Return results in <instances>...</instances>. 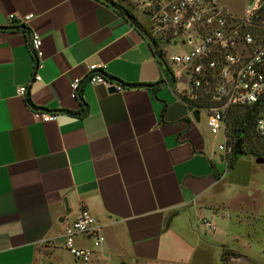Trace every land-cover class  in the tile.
I'll return each instance as SVG.
<instances>
[{
	"label": "crops",
	"instance_id": "obj_1",
	"mask_svg": "<svg viewBox=\"0 0 264 264\" xmlns=\"http://www.w3.org/2000/svg\"><path fill=\"white\" fill-rule=\"evenodd\" d=\"M113 1L140 27L104 0H0V264H65L62 230L82 207L105 236L88 264H252L228 241L245 218L229 206L239 154L225 158L206 112L195 120L182 100L180 69L159 61L134 7ZM10 14L32 18L10 25ZM90 64L124 90L88 83Z\"/></svg>",
	"mask_w": 264,
	"mask_h": 264
},
{
	"label": "built area",
	"instance_id": "obj_2",
	"mask_svg": "<svg viewBox=\"0 0 264 264\" xmlns=\"http://www.w3.org/2000/svg\"><path fill=\"white\" fill-rule=\"evenodd\" d=\"M144 18L148 24L149 39L155 42L159 61L165 62V46L171 41L184 49L169 57L179 65L178 75H183L186 87L182 100L191 109H203L207 125L213 135L222 132L223 142L218 149L225 158L236 149V141L226 132V113L231 105H258L260 113L255 131L264 137V0H246L241 14L226 11L209 0H122ZM32 18L8 16L10 25H24ZM151 43V41H150ZM152 44V43H151ZM29 50L41 67L43 52L41 38L32 32ZM86 81L91 85L104 84L121 92L124 87L107 79L104 64H90ZM35 81L41 78L35 75ZM81 78L70 82V95L75 98ZM26 86H18L16 93L24 96ZM194 104L197 106L195 107ZM43 122L56 119V113L39 110ZM264 188V181H263ZM205 230H214V224L204 220ZM63 248L74 260L88 264L99 255L98 249L105 236L89 210L82 207L75 219L62 230ZM87 244H86V243Z\"/></svg>",
	"mask_w": 264,
	"mask_h": 264
},
{
	"label": "rangeland",
	"instance_id": "obj_3",
	"mask_svg": "<svg viewBox=\"0 0 264 264\" xmlns=\"http://www.w3.org/2000/svg\"><path fill=\"white\" fill-rule=\"evenodd\" d=\"M218 7L234 14H241L246 0H209ZM141 19H144L141 16ZM144 26V25H143ZM145 29L149 31L148 24L145 23ZM152 34V33H151ZM184 49L179 43L171 41L165 46L166 65L171 69L179 68V65L169 61V57ZM167 71V70H166ZM168 72V71H167ZM222 132L218 134L220 142H223ZM257 140L260 143L257 144ZM242 153L239 154L235 161V169L232 172L234 182L232 184V195L230 196L229 206H242L241 212L245 215L243 220L238 221L228 232V241L237 251L246 254L252 264H264V164L256 165V156L251 153L252 145L259 149V156L264 157V137L260 136L256 131H251L248 136L242 140ZM246 154V155H245ZM249 158L252 163L247 165L241 159ZM223 168H226L223 164ZM232 170V167H229ZM247 176V178H246ZM244 178V179H243ZM232 218L235 219V212H230ZM216 233L225 235V225H218ZM211 232H207L210 235ZM57 259L65 264H72L73 257L69 252L59 251L56 254ZM248 262V261H247ZM228 264H243L241 261H230Z\"/></svg>",
	"mask_w": 264,
	"mask_h": 264
},
{
	"label": "trees",
	"instance_id": "obj_4",
	"mask_svg": "<svg viewBox=\"0 0 264 264\" xmlns=\"http://www.w3.org/2000/svg\"><path fill=\"white\" fill-rule=\"evenodd\" d=\"M106 2L111 3L117 12L125 17L131 24H133L135 27H140L135 15L131 13L126 7L120 5L117 2H114L113 0H104ZM152 47H155V42L150 39ZM155 50V48H154ZM155 53L157 54L156 50ZM196 107L197 105L194 104ZM198 107V106H197ZM260 113V107L258 105H252V106H238V105H231L227 109L226 113V132L229 136L235 139V143L238 144V149L242 150V140L244 137L248 136V134L251 131H255V125L257 118ZM257 144L260 143L259 140L256 141ZM259 145V144H258ZM260 146V145H259ZM264 146V145H262ZM236 151V149H235ZM259 149L252 145V151L251 153L255 155L256 157H259ZM233 159V158H232ZM228 162V166L231 167V161ZM225 251H223L222 260H224Z\"/></svg>",
	"mask_w": 264,
	"mask_h": 264
},
{
	"label": "water",
	"instance_id": "obj_5",
	"mask_svg": "<svg viewBox=\"0 0 264 264\" xmlns=\"http://www.w3.org/2000/svg\"><path fill=\"white\" fill-rule=\"evenodd\" d=\"M192 114L195 120L199 119V111L197 109H194ZM236 152L241 153V150L238 149V144H236ZM256 162L259 164H264V157H261V156L256 157Z\"/></svg>",
	"mask_w": 264,
	"mask_h": 264
}]
</instances>
